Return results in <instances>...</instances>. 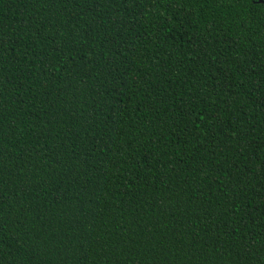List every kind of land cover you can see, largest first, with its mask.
Returning a JSON list of instances; mask_svg holds the SVG:
<instances>
[{
    "label": "trees",
    "instance_id": "trees-1",
    "mask_svg": "<svg viewBox=\"0 0 264 264\" xmlns=\"http://www.w3.org/2000/svg\"><path fill=\"white\" fill-rule=\"evenodd\" d=\"M0 264H264V0H0Z\"/></svg>",
    "mask_w": 264,
    "mask_h": 264
},
{
    "label": "water",
    "instance_id": "water-1",
    "mask_svg": "<svg viewBox=\"0 0 264 264\" xmlns=\"http://www.w3.org/2000/svg\"><path fill=\"white\" fill-rule=\"evenodd\" d=\"M261 1V0H260Z\"/></svg>",
    "mask_w": 264,
    "mask_h": 264
}]
</instances>
